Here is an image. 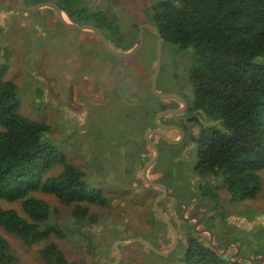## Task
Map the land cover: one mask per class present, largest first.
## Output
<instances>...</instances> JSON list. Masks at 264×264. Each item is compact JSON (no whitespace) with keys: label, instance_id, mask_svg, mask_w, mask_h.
<instances>
[{"label":"rangeland","instance_id":"obj_1","mask_svg":"<svg viewBox=\"0 0 264 264\" xmlns=\"http://www.w3.org/2000/svg\"><path fill=\"white\" fill-rule=\"evenodd\" d=\"M158 1L70 0L67 8L78 24H100L111 46L123 51L136 39L140 26L150 23L151 7ZM29 2L25 0V5ZM65 18L70 20L67 14ZM96 36L91 30L65 26L54 8L28 10L19 0H0V65L5 78L17 85L20 112L48 125L43 139L75 163L84 172L90 189L99 190L105 199L88 205V214L77 218L72 215L74 205H65L38 190L33 196L50 204L44 225L58 224L65 238L54 235L27 244L2 226L0 236L15 257L14 264H48L40 250L51 241L68 259L87 264H113L118 258L116 245L122 255L117 264H183L186 236L181 226L180 242L166 255L141 241L122 243L143 239L161 251L173 241L171 229L155 207L160 188L145 182L142 174L152 158L147 136L155 129V112L163 105L170 109L180 103L159 98L151 89L157 35L145 28L143 44L128 56L110 53ZM192 50L164 42L157 85L160 92L178 94L188 103L194 98L188 75ZM104 76L111 83L102 81ZM193 115L183 113L186 119ZM176 117L179 115L166 114L162 119L172 121ZM155 144L161 152L155 165L161 177L155 181L166 184L182 204L198 209L204 206L208 216L204 221L211 223L212 216L219 219L217 233L221 231L241 251L249 255H254V250L263 251L264 168L259 172L262 185L257 196L231 202L221 178L193 175L197 156L192 139ZM61 170L62 166L56 164L44 178ZM161 200L159 207L167 211L168 204L175 203L166 198L161 204ZM0 207L27 217L22 201L0 199ZM189 226L196 227L193 222ZM208 233L212 237V232ZM213 241L222 240L213 237ZM229 251H234V246ZM257 258L264 263L260 255Z\"/></svg>","mask_w":264,"mask_h":264},{"label":"trees","instance_id":"obj_2","mask_svg":"<svg viewBox=\"0 0 264 264\" xmlns=\"http://www.w3.org/2000/svg\"><path fill=\"white\" fill-rule=\"evenodd\" d=\"M42 1L57 3L77 23L67 8L70 0H30ZM150 23L164 42L193 49L188 75L194 98L188 109L209 122L196 143V173L221 178L231 202L256 197L264 168V0H160L151 7ZM96 26L102 30L100 24ZM138 33L139 29L123 50L133 46ZM17 90L0 65V199L22 201L27 214L22 217L0 207V226L27 244L54 235L65 238L58 224L44 225L50 204L34 192L41 190L74 205L72 215L77 218L88 214V205L105 199L99 190L90 189L75 163L43 139L48 125L20 112ZM166 108L163 105L155 114ZM56 164L62 166L61 172L44 178ZM203 210L205 220L204 206ZM212 217L211 223L205 221L212 238L188 225L183 264H264L257 258H264V249L254 250V255L241 251L239 245L234 246V251L239 248L235 253L225 251L230 239L225 241L226 235L217 233L220 221ZM213 237L222 239L223 247L221 242L212 244ZM40 255L48 264H87L68 259L54 241L42 247ZM14 259L0 236V264H14Z\"/></svg>","mask_w":264,"mask_h":264},{"label":"water","instance_id":"obj_3","mask_svg":"<svg viewBox=\"0 0 264 264\" xmlns=\"http://www.w3.org/2000/svg\"><path fill=\"white\" fill-rule=\"evenodd\" d=\"M19 1H20V4L23 5L28 10H36V9H40V8H43V7L54 8L58 12V14L60 16V20L65 26L70 27V28L91 30V31L95 32L96 35L101 39V41H102L103 45L105 46V48L110 53H112V54H114L116 56H128V55H131V54L135 53L141 47V45L143 44L145 28H149L150 30H152L157 35L155 67H154V72H153V76H152L151 89H152L153 93L155 95H157L159 98L177 99L182 104V107L164 109V110H162L161 112H159L156 115V117H155L156 118V124L159 127L168 128V129H176V130L179 131V137L174 139L172 137H169L168 135H166L164 132H162L159 129H154L148 134V136H147L148 142L153 147L155 154H154V157L146 165V167L144 169V172H145L144 176H145V180L150 185H152L154 187H161V188L164 189V193L161 196L156 198L155 207H156L158 213L163 217V219L165 220V222L167 223V225L171 229V231L173 233V241H172V244L170 245V247L168 249L161 250V251H158L153 246V244L151 242H149L147 240H143V239H131V240H128V241H125V242H122V243L124 245H128V244H130L131 242H134V241H141V242L145 243L147 246H149L150 248H152V249L156 250L157 252H159L161 255H166V254L170 253L171 251H173V249L177 246V244L179 242V234H178L176 226L172 223V221L164 213V211L159 207V204H158V202H159V200L161 198L166 197L165 192H167L169 190V187L167 185L163 184V183H159V182L154 181L153 179H151L148 176L147 171L157 161L158 156H159V150H158L157 146L155 145V143L151 139V136L153 134H155V135L157 134V135L162 136L166 141H168L169 143H172V144H177L180 141H182L183 135H184V129L181 126L166 125V124L160 123L159 122L160 117L164 116L166 114H181V113H183L186 110V108H187V101L182 96H180L178 94H175V93H163V92H160L158 90V86L157 85H158L159 75H160V72H161L162 47H163V43H164V38H163L161 32L159 31V29L155 25H152L151 23H144L139 28L138 38H137V41H136L135 45L132 46L128 50L118 51V50H116L115 48H113L111 46L109 40L107 39V37L105 36V34L103 33V31L100 28H98L97 26H94V25H90V24H78V23H75V22H73L71 20L66 19L65 16L63 15L65 13L63 12V10L55 2L43 1V2L35 3V4H32V5L28 6V5H25L24 0H19ZM193 118H195V121L201 122L199 117L194 116ZM203 132H204V126L201 123V129H200V133H199L198 139L201 138V135H202ZM116 248L118 250V258L113 264H117L121 260V257H122L118 245H116Z\"/></svg>","mask_w":264,"mask_h":264},{"label":"flooded vegetation","instance_id":"obj_4","mask_svg":"<svg viewBox=\"0 0 264 264\" xmlns=\"http://www.w3.org/2000/svg\"><path fill=\"white\" fill-rule=\"evenodd\" d=\"M24 2H25V0H24ZM51 2H53V1H51ZM30 3V5H32V4H35V3H31V2H29ZM57 4V3H56ZM58 5V4H57ZM29 6V5H28ZM59 6V5H58ZM64 12V11H63ZM65 29V28H64ZM97 37V36H96ZM99 38V37H98ZM99 42L101 43L102 41H101V39L99 38ZM102 81H108L109 83H111V81L109 80V79H107L105 76L103 77V80ZM85 85V84H84ZM101 86H103V82H101ZM112 87V85L110 84L109 85V88H111ZM73 88H71V90H72ZM76 90L78 91V87H76ZM82 91H84L83 89H82ZM178 106L179 107H182V105H181V103H179L178 104ZM188 107H189V103L187 102V108H186V110L183 112L184 114L187 112V111H189V109H188ZM177 108V107H176ZM164 110V109H163ZM162 111V110H161ZM161 111H159V112H161ZM158 112V113H159ZM190 112V111H189ZM158 113H156V115L158 114ZM183 113H181V114H177V115H179V118H175V119H173L172 121H170V120H164V119H162V117L163 116H161L160 117V119H159V122L160 123H163V124H166V125H175V126H181L183 129H184V135H183V139H182V141L183 140H185V139H192L193 140V142L195 143V145H196V143L197 142H199L200 140H201V138H202V135H203V133L205 132V129H206V126H207V124L205 123V121L203 120V119H201L198 115H193L192 117H187V119H186V117L185 116H183ZM192 112H190V114H191ZM156 115H154L155 117H156ZM194 116H197V117H199V119L201 120V122H197V121H195V118H193ZM191 120H193L195 123H191L190 121ZM201 123L203 124V126H204V132L202 133V135H201V138L200 139H198V137H199V133H200V129H201ZM154 128L155 129H159V130H161L162 132H164L166 135H170L169 137H172V138H174V139H176V138H178L179 137V131L178 130H176V129H168V128H161V127H159L157 124H156V126H154ZM154 130V129H153ZM171 131H174L173 132V136H172V134H170V132ZM176 131V132H175ZM178 136V137H177ZM151 139H152V141L155 143V142H157V141H159V142H163V141H165L166 142V140L162 137V136H160V135H155V134H153L152 136H151ZM168 142V141H167ZM181 142V141H180ZM179 142V143H180ZM150 144V143H149ZM178 144V143H177ZM156 146H157V144H155ZM150 146V145H149ZM152 146H150V151H151V154H152V158L154 157V154H155V152H154V149H153V151H152ZM157 148H158V146H157ZM158 150H159V148H158ZM160 150H159V155H160ZM151 158V159H152ZM150 159V160H151ZM158 159H159V156H158ZM158 159H157V161H158ZM148 161V160H147ZM147 161H146V163H147ZM156 161V162H157ZM156 162L151 166V168L152 167H154L155 165H156ZM149 163V162H148ZM147 163V164H148ZM146 164V165H147ZM156 169V168H155ZM194 170L195 169H193V172H194ZM197 173L195 172L193 175H196ZM198 175V174H197ZM144 176V175H143ZM149 176V175H148ZM150 177V176H149ZM155 176L153 175V178H154ZM152 178V177H151ZM156 178L157 177H155V179H154V181L156 180ZM144 179H145V176H144ZM158 179V178H157ZM145 182H147L146 180H145ZM148 183V182H147ZM164 184V183H163ZM166 185V184H165ZM157 188H159V187H157ZM160 196L164 193V191H163V188H161L160 187ZM159 197V196H158ZM162 199V198H161ZM160 199V200H161ZM164 199V198H163ZM159 200V201H160ZM162 201V200H161ZM159 203V202H158ZM202 210H203V206L202 207H199V209L196 207V208H191V211L189 212V218H193V219H196L195 221H193L194 223H193V225H195L196 227L195 228H193L197 233H199V232H201L202 231V235H204V236H206V235H208L209 233L208 232H210L211 233V231L210 230H208V227L206 226V222L203 220V215H204V213L206 212V211H204V212H202ZM195 212H197L198 214L196 215L195 214V216H193L194 215V213ZM159 214V213H158ZM159 216L161 217V215L159 214ZM170 219V218H169ZM171 220V219H170ZM173 223V222H172ZM174 224V223H173ZM175 225V224H174ZM198 225H201L202 226V229H198L197 227H198ZM162 230H164V228L162 229ZM178 231V230H177ZM162 234L164 235V232H162ZM178 234H179V231H178ZM186 236V235H185ZM211 236H212V233H211ZM212 238V237H211ZM164 239V238H163ZM220 240H222V239H220ZM227 241V240H226ZM222 242V245H224L225 244V242H224V244H223V240L221 241ZM179 243V242H178ZM213 243H214V241H213ZM228 246V247H227ZM230 246H237L235 243H231L230 242V244H225V246H224V250L225 251H227V250H229V248H230ZM236 250V249H235ZM233 253H235V251L233 252Z\"/></svg>","mask_w":264,"mask_h":264},{"label":"crops","instance_id":"obj_5","mask_svg":"<svg viewBox=\"0 0 264 264\" xmlns=\"http://www.w3.org/2000/svg\"><path fill=\"white\" fill-rule=\"evenodd\" d=\"M65 13V12H64ZM66 14V13H65ZM182 105V104H181ZM176 118H178V117H176ZM172 132H174V131H172ZM176 132V131H175ZM171 134V133H170ZM173 136V135H172ZM178 137V136H177ZM195 147H196V145H195ZM197 156V155H196ZM145 167H146V165H145ZM145 167H144V169H145ZM155 167L156 166H154V167H150L149 169H148V171H147V173H148V175L150 176V178L151 179H155V177H157V178H160L161 177V171H159V169H155ZM196 172V170H194V173ZM193 173V174H194ZM143 175H145V172H144V170H143V173H142ZM153 175L155 176L154 178H153ZM160 188V187H159ZM163 191H164V189H163ZM171 193V191H170V189L167 191V192H165V194H166V197L163 199L162 198V202H161V204H163V202H166V201H163V200H165L166 198L167 199H171L172 201H174L175 203L173 204V205H171V204H168V206H167V208L170 210V211H167V210H165V207L164 208H162L161 207V209L164 211V213L171 219V221L175 224V226H176V228H177V230L178 231H180L179 230V226H181L182 227V229H183V233L186 235V229H187V227H188V225H190L193 221H195L196 219H191V218H189L188 216H189V212L191 211V208H193V206H192V204H189V205H184V204H182V202L174 195V194H170ZM166 205V204H165ZM164 206V205H163ZM190 210V211H189ZM194 223V222H193ZM190 227V226H189ZM165 229V228H164ZM165 234V233H164ZM173 235V234H172ZM164 241H166V238H164L163 239Z\"/></svg>","mask_w":264,"mask_h":264},{"label":"bare ground","instance_id":"obj_6","mask_svg":"<svg viewBox=\"0 0 264 264\" xmlns=\"http://www.w3.org/2000/svg\"><path fill=\"white\" fill-rule=\"evenodd\" d=\"M65 16V14H63Z\"/></svg>","mask_w":264,"mask_h":264}]
</instances>
